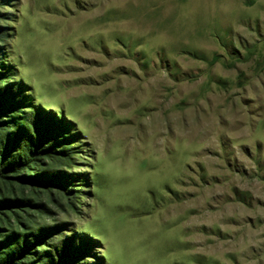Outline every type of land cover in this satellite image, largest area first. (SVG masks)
<instances>
[{
    "label": "rangeland",
    "instance_id": "rangeland-1",
    "mask_svg": "<svg viewBox=\"0 0 264 264\" xmlns=\"http://www.w3.org/2000/svg\"><path fill=\"white\" fill-rule=\"evenodd\" d=\"M0 1L11 83L74 136L46 213L88 264H264V0Z\"/></svg>",
    "mask_w": 264,
    "mask_h": 264
},
{
    "label": "trees",
    "instance_id": "trees-1",
    "mask_svg": "<svg viewBox=\"0 0 264 264\" xmlns=\"http://www.w3.org/2000/svg\"><path fill=\"white\" fill-rule=\"evenodd\" d=\"M3 49L0 45V181L11 180L21 190L44 188L47 199L0 195V224L8 214L16 218L12 225H0V264H88L89 246L75 242L46 213L48 203L55 202L52 186H59L66 204L73 205L66 196L71 190L66 184L76 179L63 167L71 165L69 145L74 136L36 111L21 89L11 83ZM33 206L35 211L28 213ZM18 210L26 216H17Z\"/></svg>",
    "mask_w": 264,
    "mask_h": 264
}]
</instances>
